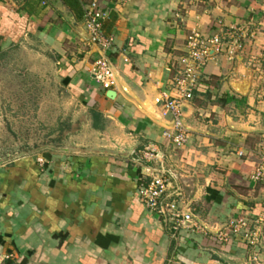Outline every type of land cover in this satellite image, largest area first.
Wrapping results in <instances>:
<instances>
[{
  "label": "crops",
  "instance_id": "0c3cea01",
  "mask_svg": "<svg viewBox=\"0 0 264 264\" xmlns=\"http://www.w3.org/2000/svg\"><path fill=\"white\" fill-rule=\"evenodd\" d=\"M93 1L0 0V57L40 48L86 110L74 148L0 160V256L12 254L16 264H249L255 251L238 240L188 231L173 237L171 224L140 201L145 167H160L141 153L158 150L178 175L174 188L211 230L262 212L264 185L249 174L264 134V75L245 58L264 53V0H96L109 14L104 33L115 39L106 52L86 30ZM218 21L224 29L246 26L256 40L236 61L215 54L185 108L189 142L175 149L155 98L171 93L189 34L210 37ZM102 57L128 89L118 86L115 100L92 76ZM256 251L264 264V233Z\"/></svg>",
  "mask_w": 264,
  "mask_h": 264
},
{
  "label": "built area",
  "instance_id": "2783aa9c",
  "mask_svg": "<svg viewBox=\"0 0 264 264\" xmlns=\"http://www.w3.org/2000/svg\"><path fill=\"white\" fill-rule=\"evenodd\" d=\"M129 1L120 0L124 4ZM108 17L109 14L100 8L96 0L84 10L90 42L104 52L111 50L115 44L114 37L106 36L104 33L103 26ZM217 29L218 32L210 37L198 30H193L189 34L188 56L182 60L183 68L172 78L171 93L161 94L155 98L160 117L168 120L169 124L163 133L164 138L175 149H183L189 142L190 132L184 120L185 108L193 100L202 75L215 54H225L229 61H236L244 54L247 55L252 40H256V33L246 26H231L224 29L222 21H218ZM245 60L247 68L254 71L257 68L264 75V53L258 56L247 55ZM92 76L104 91H115L118 87L115 67L106 57L95 62ZM251 156L255 157L257 162L249 174L250 181L254 185H264V134L258 152H252ZM141 158L146 163H157L160 167H145L141 178L140 201L148 211L156 213L171 224L174 238L183 231L204 235L215 233L217 240L223 244L234 240L245 243L255 251L249 264H262L256 249L261 247L263 241L264 207L258 215L240 216L230 220L220 229L211 230L208 224L195 215L192 202L186 198L184 191L174 188L172 180H176L178 175L168 167L158 150L147 147L141 153ZM39 162L43 163V160ZM14 259L15 256L12 254L2 255L0 264Z\"/></svg>",
  "mask_w": 264,
  "mask_h": 264
},
{
  "label": "rangeland",
  "instance_id": "374dc122",
  "mask_svg": "<svg viewBox=\"0 0 264 264\" xmlns=\"http://www.w3.org/2000/svg\"><path fill=\"white\" fill-rule=\"evenodd\" d=\"M54 60L29 45L0 57V160L74 148L86 110L62 85Z\"/></svg>",
  "mask_w": 264,
  "mask_h": 264
},
{
  "label": "water",
  "instance_id": "95a60500",
  "mask_svg": "<svg viewBox=\"0 0 264 264\" xmlns=\"http://www.w3.org/2000/svg\"><path fill=\"white\" fill-rule=\"evenodd\" d=\"M115 74H116L118 86H121V88L123 89V92L126 93L128 91V89L123 84L120 85V77H119L118 72L116 71V69H115ZM107 96H108L109 99L115 100L116 97H117V92L116 91H109L107 93ZM185 126H186V124H185ZM168 127H169V125H168Z\"/></svg>",
  "mask_w": 264,
  "mask_h": 264
},
{
  "label": "trees",
  "instance_id": "16d2710c",
  "mask_svg": "<svg viewBox=\"0 0 264 264\" xmlns=\"http://www.w3.org/2000/svg\"><path fill=\"white\" fill-rule=\"evenodd\" d=\"M91 114H92V117L94 119V126L97 127L98 122L101 120L100 119L101 115L95 109L91 110ZM5 264H16V263H14L13 261H8Z\"/></svg>",
  "mask_w": 264,
  "mask_h": 264
}]
</instances>
